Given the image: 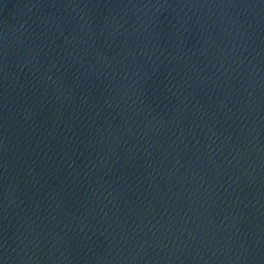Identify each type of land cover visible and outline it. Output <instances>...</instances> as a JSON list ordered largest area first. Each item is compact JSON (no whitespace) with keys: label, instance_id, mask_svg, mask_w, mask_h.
<instances>
[{"label":"water","instance_id":"95a60500","mask_svg":"<svg viewBox=\"0 0 264 264\" xmlns=\"http://www.w3.org/2000/svg\"><path fill=\"white\" fill-rule=\"evenodd\" d=\"M0 264H264V0H0Z\"/></svg>","mask_w":264,"mask_h":264}]
</instances>
